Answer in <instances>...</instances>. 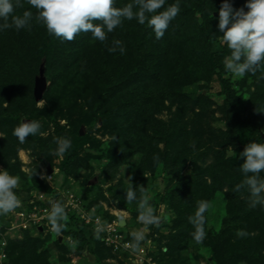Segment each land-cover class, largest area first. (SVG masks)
<instances>
[{
  "label": "trees",
  "instance_id": "16d2710c",
  "mask_svg": "<svg viewBox=\"0 0 264 264\" xmlns=\"http://www.w3.org/2000/svg\"><path fill=\"white\" fill-rule=\"evenodd\" d=\"M131 2L115 0V6L122 7ZM176 2L166 0L164 8ZM178 2L180 13L170 22L164 37L159 40L151 28L146 24L140 25L135 19L124 20L122 26L107 33V41L103 43L93 39L91 33L83 32L71 42L61 41L50 36L35 18L31 30H14L17 36L12 42L10 37H2L0 30V132L7 137L0 142V160L9 162L12 157L16 158L18 148L15 145L19 140L7 130L18 126L23 117H29L37 104L32 88L34 82L26 77V62L32 78L39 76L41 70L48 80L62 73L80 76L95 96L91 105L93 121L102 120L111 134L119 138V146L110 153L112 161L121 164L137 153L142 154L143 162L147 161L165 175L164 180L170 190L167 209H171L175 216L173 228L183 225L189 228V234L194 231L188 217L194 213L197 201L206 200L210 203L213 196L227 186L225 215L219 231L205 228L207 240L213 245L212 259L222 264H257L262 258L264 264V256L261 255L264 251V207L250 209L247 189L235 191V186L245 178L240 170L244 161L239 158V153L251 142L264 143V78L258 71L255 76L241 78L237 83L228 78L222 79L221 57L230 55V51L226 44L218 41L223 33L214 34L219 32V9L224 0ZM22 3L23 8H17L15 14L22 15L23 11L29 10L35 17L36 9L28 5L26 0H22ZM229 3L234 10L243 8L245 12L248 11V0H229ZM114 39L122 41L126 49L123 55L118 50L109 53L108 47L112 46ZM213 43L219 45V51L210 54ZM200 69L219 76L224 89L222 96L236 120L233 139L240 146L235 151L236 158H227V150L221 149L216 161L207 168L199 167L193 161L187 165L188 155L181 145L185 139L184 128L178 115L169 124L155 120L159 110L166 107V101L172 105L188 101L184 88L195 83L196 76L202 72ZM251 82L256 84L251 86ZM25 89L30 91L28 98L26 95L27 99ZM42 99L49 100V97L43 93ZM5 103H8L7 107ZM44 112L49 117L48 112ZM53 122L58 136L70 139L63 128ZM92 124L86 122L87 127ZM28 140L44 143L45 139L36 134L29 136ZM70 141L71 148L65 152L60 168L67 178L71 172L77 174L80 167L79 151L86 140L78 137ZM160 144L163 148L159 147ZM187 168L190 171L185 175ZM260 177L264 179V172L260 173ZM93 180L92 177L86 183L90 184ZM45 187L50 197H54V189L47 185ZM89 188L92 189V186ZM83 206L90 210L85 201ZM89 214L100 216L107 222L113 221L112 216L99 212ZM205 216L207 224L206 213ZM70 219L78 224L79 229L75 228L66 234L78 244L80 252L89 251L98 257L97 260L102 250L113 253L101 239L95 238L92 227L86 225L79 216L73 214ZM186 229L171 236L177 237L179 241L186 235ZM239 229L247 231L249 235L237 237ZM34 230L22 231L19 240L7 239L3 264H51V251L47 247L50 237L46 235L44 238L42 233L35 236ZM257 231V236L250 237L251 233ZM150 237H153V233L145 235L141 245ZM127 239L132 240L130 234H127ZM157 241L158 238L154 239V242ZM54 246L61 248V243L55 241ZM176 246L179 245L167 248L172 251L178 248Z\"/></svg>",
  "mask_w": 264,
  "mask_h": 264
},
{
  "label": "rangeland",
  "instance_id": "374dc122",
  "mask_svg": "<svg viewBox=\"0 0 264 264\" xmlns=\"http://www.w3.org/2000/svg\"><path fill=\"white\" fill-rule=\"evenodd\" d=\"M14 30L15 28L2 30L1 36L10 37L12 42L13 38L17 36ZM219 34L220 31H217L214 35ZM218 41H222L220 36ZM212 45L213 50L210 54L219 51V45L215 43ZM225 57H221V77L237 83L241 78L225 70L223 63ZM25 66V73L29 76H26L27 79L33 81L35 85L39 76L32 78L29 74L28 62ZM200 71L202 72L196 76L195 83L184 88V94L186 98L188 97V101L180 105L178 103L172 105L166 101V107L159 110L160 112L155 115V120L169 124L178 115L184 128L185 139L181 145L188 155L187 165L193 161L199 167L207 168L216 161L221 149L227 150L232 147L236 151L240 146H237L233 139V125L236 120L230 113L228 102L222 96L224 89L219 76L208 70L200 69ZM250 75L246 74V77L243 78L250 77ZM45 79L44 94L49 97L50 101L36 100V106L29 113L32 118L30 116V118L23 117L21 120V122L25 119L38 121L41 128L37 134L45 139L44 143H39L37 140L34 142L26 140L25 143L19 145L18 142L15 145L18 148L16 158L12 157L9 162L0 160V170H7L10 175L19 177L18 188L14 191L22 201V206L13 213L0 216V242L6 241L7 243V239L19 240L22 238V232L15 228L16 221H18L17 214L22 209L38 205L43 199L50 197L45 185L54 189L55 196L63 198L62 202L65 207V196L71 197L72 195L84 212L91 214L99 212L105 216H112L113 221H117L118 225L120 224L119 218L123 217L124 224L120 230L127 236V234L143 227L137 221V202L127 204L125 201L126 190L131 184L137 192L138 199L141 195L140 187L145 188L155 214L161 217L160 226L158 228L150 226L146 233V235L153 233V237L140 246V249L145 251V258L150 259V264H222L221 261L212 259L213 245L208 242L207 237L202 244H197L191 236L193 231L189 234L187 226L178 225L177 228H173L175 216L171 209H167L170 190L168 191V184L164 180L165 175L161 174L158 168L155 170L147 161L143 162V155L138 153L121 164L112 161L110 153L119 146V138L111 134V130L103 125L102 120L93 121L91 105L95 101V96H93L90 87L84 83V79L65 73L51 77L49 80L47 77ZM254 83L251 82L250 85L254 86ZM27 86L29 89L30 83ZM251 90L254 88L251 87ZM24 92L25 98L26 95L28 98L30 91L25 89ZM4 106L7 107L8 103H5ZM45 110L49 117L44 112ZM53 121L63 128L70 140L78 137H84L86 140L79 151V170L77 174L71 172L69 178L60 172L65 155L62 157L56 155L58 147L56 138L62 137L56 133ZM86 122L93 124L87 127ZM14 128L13 126L8 128L7 132L12 133ZM5 135L0 132V142L7 138ZM159 147L163 148L162 144ZM227 158H232V155L227 153ZM189 171L190 168H187L184 174L188 175ZM48 175H53L52 181L48 180ZM92 177L95 182L87 184L86 181ZM89 186H92V189ZM222 189L223 191L219 190L209 203L210 207L206 212L207 224L205 225L207 230L217 232L221 227L225 215V194L229 188L224 186ZM68 201L70 200L68 199ZM84 201L86 205L90 206V210L83 206ZM66 212L68 215V220L65 222L67 227L59 236L50 230L47 220L42 223L43 227L36 228L37 231L34 230L35 236L38 233H42L44 238L49 235L50 243L47 247L51 251L49 257L51 264H141L135 260L132 255L133 251L132 253L124 251L110 253L102 250L100 254L98 253L99 260L89 251L80 252L78 244L66 233L75 230V228L79 229L78 224L70 218L73 214L80 218L81 214L77 211L74 212L72 206H68ZM184 229L187 230L186 235L179 241H177V237L171 236ZM257 235L258 231L251 233L250 237ZM157 238L156 243L154 239ZM55 241L61 243V248L54 246ZM177 244L178 248L170 251V248ZM261 255L264 256V251L261 252ZM90 256L94 258L90 259ZM4 260H0V264H3ZM258 261L257 264H263L262 258Z\"/></svg>",
  "mask_w": 264,
  "mask_h": 264
},
{
  "label": "clouds",
  "instance_id": "9594fccd",
  "mask_svg": "<svg viewBox=\"0 0 264 264\" xmlns=\"http://www.w3.org/2000/svg\"><path fill=\"white\" fill-rule=\"evenodd\" d=\"M166 0H132L122 7L115 6V0H26V3L36 9V14L25 10L22 15L15 14L17 8H23L22 0H0V30L15 28L31 30L32 21L42 24L47 33L61 41H73L80 33H91L93 39L100 42L107 41V33H112L122 26L124 20L135 19L140 25H147L155 33L157 40L162 39L170 22L180 13V4L176 3L164 8ZM247 12L243 8L234 10L229 0H224L219 9V31L223 33L222 42L226 44L230 55L224 58V68L236 77L243 78L246 74L255 76L262 73L264 78V0H248ZM164 8L163 11H159ZM99 21L100 23H95ZM106 29V31H105ZM119 51L123 55L126 51L119 39L112 41L108 47L109 53ZM41 128L38 121L23 120L13 130V135L21 144L29 136L36 135ZM58 145L56 155L62 157L71 148V141L67 138H56ZM233 158L236 153L232 147L227 149ZM243 158L240 170L244 174L241 184L235 186V191L246 188L249 192L248 207L255 209L264 207V179L260 173L264 172V143L251 142L239 153ZM19 177L10 175L7 170H0V216H7L22 206L17 196ZM138 199L136 190L131 186L126 190L127 204L137 202V221L143 225L139 230L130 233L132 240L125 245L133 252L140 250L141 243L150 226L159 227L161 217L155 214L144 187H140ZM51 209L46 219L50 230L58 236L66 229L68 215L63 202L50 201ZM210 204L206 200L197 201L196 209L188 217L193 226L192 238L197 244H202L206 238L205 213ZM121 224L124 218L120 217ZM105 231V224L99 217L96 218L94 235L101 239ZM237 237H247L249 233L243 229L236 232ZM71 239V238H70ZM166 252L167 249L165 248Z\"/></svg>",
  "mask_w": 264,
  "mask_h": 264
},
{
  "label": "built area",
  "instance_id": "2783aa9c",
  "mask_svg": "<svg viewBox=\"0 0 264 264\" xmlns=\"http://www.w3.org/2000/svg\"><path fill=\"white\" fill-rule=\"evenodd\" d=\"M53 175H48V180L52 181ZM66 197V198H65ZM64 198L66 203V208L68 206H72V210L74 212H79L81 220L86 224L92 227L94 230L96 226V218L99 217L101 221L105 224V231L101 233V242L108 248H111L113 252L124 251L130 252L132 251L125 247L127 243L130 241L127 239V236L120 230V226L117 221L107 222L100 216H92L87 212H84L81 206L77 205L76 201L73 199V196ZM68 199L70 201H68ZM59 200L63 201V198L59 196L49 197L48 199H43L41 201V205H32L30 208L22 209L17 214V220L15 224L16 230L26 231L33 230L38 227H43L42 223L45 222L47 213L51 209L50 201ZM68 204V205H67ZM40 225V226H39ZM6 247V241L1 242L0 247V260H4L6 258V253L4 251ZM144 249H140L136 253L133 252L132 255L135 257V260L139 261L141 264H150V259H146ZM135 262V261H134Z\"/></svg>",
  "mask_w": 264,
  "mask_h": 264
},
{
  "label": "water",
  "instance_id": "95a60500",
  "mask_svg": "<svg viewBox=\"0 0 264 264\" xmlns=\"http://www.w3.org/2000/svg\"><path fill=\"white\" fill-rule=\"evenodd\" d=\"M45 88H46V79L44 77L43 71L41 70L39 78L35 82L34 89H33V94L36 100L42 99ZM49 171L51 172L52 169L50 168ZM94 182H95V179L92 182H90V184H93ZM123 224L120 223L119 224L120 227H122ZM93 258L94 257L90 256V259H93Z\"/></svg>",
  "mask_w": 264,
  "mask_h": 264
}]
</instances>
